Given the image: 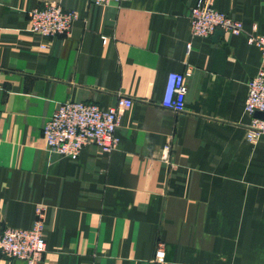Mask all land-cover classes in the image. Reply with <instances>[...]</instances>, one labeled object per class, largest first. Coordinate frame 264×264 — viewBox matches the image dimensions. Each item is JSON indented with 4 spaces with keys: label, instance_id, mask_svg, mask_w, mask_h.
<instances>
[{
    "label": "crops",
    "instance_id": "crops-1",
    "mask_svg": "<svg viewBox=\"0 0 264 264\" xmlns=\"http://www.w3.org/2000/svg\"><path fill=\"white\" fill-rule=\"evenodd\" d=\"M48 2L77 14L50 38L29 22ZM195 2L0 0V232L30 228L40 207L41 264H264V133L246 140L244 111L264 67L245 36H264V0H215L244 32L208 37L191 34ZM170 72L187 73L179 112L161 104ZM120 96L132 105L114 151L45 150L42 126L61 102L107 108Z\"/></svg>",
    "mask_w": 264,
    "mask_h": 264
},
{
    "label": "built area",
    "instance_id": "built-area-1",
    "mask_svg": "<svg viewBox=\"0 0 264 264\" xmlns=\"http://www.w3.org/2000/svg\"><path fill=\"white\" fill-rule=\"evenodd\" d=\"M127 0H90L95 6L121 3ZM215 0H196L188 10L190 31L194 36L208 37L216 31L233 35L244 32L242 22L214 7ZM77 18L73 10L58 3L48 2L30 11V29L34 34L50 38L69 31ZM246 42L255 45L264 60V36L247 33ZM46 48V44L40 45ZM187 73L170 72L166 78L161 100L163 107L179 112L184 109ZM244 111L251 116L247 125L246 140L255 143L264 133V67L247 83ZM132 105V99L120 96L114 105L104 108L95 103L66 100L61 102L45 120L42 138L48 153L74 159L80 151L89 146L101 152L111 153L118 146L116 129L121 115ZM261 112L262 116L255 115ZM170 146L162 149L160 159L169 164ZM43 210H35L30 228H5L0 232V256L23 260L25 264H41L45 253ZM163 246L159 245L155 260L162 262Z\"/></svg>",
    "mask_w": 264,
    "mask_h": 264
},
{
    "label": "water",
    "instance_id": "water-1",
    "mask_svg": "<svg viewBox=\"0 0 264 264\" xmlns=\"http://www.w3.org/2000/svg\"><path fill=\"white\" fill-rule=\"evenodd\" d=\"M217 32H218V31H216V33H217ZM219 32H221V31H219ZM255 115H257V116H262V113H261V112H256Z\"/></svg>",
    "mask_w": 264,
    "mask_h": 264
}]
</instances>
